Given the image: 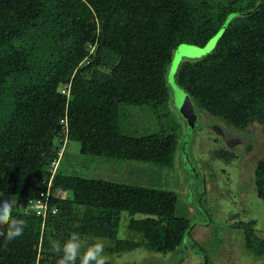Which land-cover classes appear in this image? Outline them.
<instances>
[{"label": "trees", "instance_id": "1", "mask_svg": "<svg viewBox=\"0 0 264 264\" xmlns=\"http://www.w3.org/2000/svg\"><path fill=\"white\" fill-rule=\"evenodd\" d=\"M180 43L209 44L181 59L175 85L208 122L221 123L224 137L248 140L222 157L230 164L256 151L244 175L264 203V0H0V200L16 198L13 216L27 222L22 236L0 247V264H57L51 242L73 231L110 241L111 254L201 249L193 229L206 213L213 218L223 193L211 201L208 191L219 183L208 190L214 180L205 181L207 191L180 212L176 191L146 175L145 184H132L66 173L64 148L58 156L75 141L82 153L138 161L142 173L148 163L170 166L183 147L175 127L126 131L121 106H166V70ZM192 165L184 175L199 178ZM47 187L57 210L42 218L27 199ZM123 211L132 237L117 236ZM236 223L244 245L264 254L253 221ZM200 255L206 264L209 254Z\"/></svg>", "mask_w": 264, "mask_h": 264}, {"label": "rangeland", "instance_id": "2", "mask_svg": "<svg viewBox=\"0 0 264 264\" xmlns=\"http://www.w3.org/2000/svg\"><path fill=\"white\" fill-rule=\"evenodd\" d=\"M207 49L206 46L200 47L190 43L178 44L173 50L175 53L174 57L170 60L167 66L166 74L168 78H171V75L175 74L174 72H176L177 65L183 57H198L203 54V52H206ZM170 63L171 66H169ZM168 86L170 99L165 107L161 106L160 108H153L149 105H143L127 106L124 108L121 106V124L126 131L139 134L156 131L161 127L167 130H170L171 127H175V130H177L178 133L179 142L183 143V150L178 148L176 152V160H174L170 166L164 165L159 168L157 165L148 163V166L151 167L152 171L149 167L145 166L144 172L142 173V164L138 161L82 153L78 150V143L75 141H68L65 142L62 147V149L64 148L65 153L60 160L61 170L66 173H75L86 177L104 178L132 184H145L144 177L146 175L153 182H157V186L160 188L176 191L178 196V210L180 212L183 210L187 212L186 207L189 208L190 203L196 200L198 195L205 193V188V191H207L208 188L203 186L204 182H209L210 179L215 180L216 178L212 176L214 174L221 175V172L223 171L221 168V162L218 161L214 163L210 157L211 152L208 153L207 142L206 139H204V136L207 135V131H203L211 129V132L215 133V127L218 132H221L222 125L219 122L210 123L212 122L211 120L208 122V119L198 111H196L198 116L194 126L191 127L190 125H187L183 113V109L187 107V101L183 102L187 92L182 88L177 87L175 85V80L172 82V86L168 82ZM165 112L168 114L167 117L164 115ZM160 114H162L163 117L161 120L156 116ZM211 132L209 134L212 136ZM237 135L238 132L230 136L228 135L225 138H231L228 140V143H230L229 145H232L231 147L242 145L241 148H243V145L246 144L248 140H244V137H238ZM217 136L220 135L217 134ZM255 137L260 138L259 131L258 133L256 132ZM209 144L213 145L212 139L209 141ZM255 148L256 146H253L251 149ZM243 152V155L239 157V161L245 166L246 163L249 164L247 166L251 175L257 156L255 155L256 151L249 152L248 150H243ZM191 157L192 159L194 157V159L200 162V169L198 168L200 174L199 178H195L191 173L188 174L190 177L184 175L185 171L188 172L187 166H190L187 164L186 159L193 163L192 159H190ZM182 160H184V165L182 164ZM233 173L235 172L230 171L232 176ZM235 174L237 175V173ZM220 184H222L224 189L222 181H220ZM220 184L217 185L216 190L212 188L211 192L208 191L211 201L215 199L220 191H223ZM242 187L236 185V188L241 194L240 204L236 205L232 200L224 198L222 201H225L228 204L226 206L220 204L218 211L220 212V215H227L231 220L232 217L229 212L237 211H239V217L243 219L255 218L256 231L259 235L264 236V203L260 198L252 194L253 189L251 190V187H245V185ZM64 194L67 193L64 192ZM249 202H252V205L245 206V204ZM127 215L128 212L126 211L121 213L120 226L117 234L118 237H132L134 235L133 232L126 229L125 218H128ZM207 223H210L212 226ZM224 224L225 220L217 217L211 219L208 216L205 219H198L194 226L193 234L196 241H201V249H187L184 254L186 257L183 261H181V259L184 255L177 256L175 253L165 255L160 252L146 251L143 248H134L121 254H111L109 253L108 248L105 247V253L110 259L115 260L117 264H179L176 261H181L180 264H196L203 259V256L200 255L201 252L202 254L203 252L209 254L208 264H264V256H251L250 250L247 249L244 244H241L242 233H238L236 231L238 229L236 228V230H229L224 227ZM110 244L111 242L108 241L106 246ZM180 252L182 254L184 253L183 250Z\"/></svg>", "mask_w": 264, "mask_h": 264}, {"label": "clouds", "instance_id": "3", "mask_svg": "<svg viewBox=\"0 0 264 264\" xmlns=\"http://www.w3.org/2000/svg\"><path fill=\"white\" fill-rule=\"evenodd\" d=\"M62 147L59 150V157ZM54 162L57 164L58 161ZM17 205L16 198L7 197L0 200V237L4 238L0 247L4 249L10 242L22 236L27 227L24 219L13 216L12 210ZM106 245L107 242L102 238H90L73 231L63 242L52 241L51 251L58 255L57 264H77V261L79 264H110V257L105 253Z\"/></svg>", "mask_w": 264, "mask_h": 264}, {"label": "flooded vegetation", "instance_id": "4", "mask_svg": "<svg viewBox=\"0 0 264 264\" xmlns=\"http://www.w3.org/2000/svg\"><path fill=\"white\" fill-rule=\"evenodd\" d=\"M203 131H207V135L204 136V139H206V142H207L208 153L211 152L210 157L212 158V160L214 161V163L220 161L221 162V165H222L221 168L222 167L225 168L224 173L222 174V172H221V175L219 174L220 175L219 178H216L211 183V185H210V187L208 189V190H210V188L213 187L216 183H219L220 184V181H222V183L224 185V189H223L222 184H220L221 185V188L223 189V191H222V193H223L222 196L223 197L222 196L220 197V200L221 201L218 199L217 207H215V210L212 211V213H213L212 214V217L214 219L216 217L219 218V219H224L225 220L224 227L228 228L229 230H236V229H238V230H236L238 233H242V231H241L240 227L237 226L238 224L236 222H239V221L240 222L253 221V223H252L253 233L255 235L260 236V237H264V236L259 235L257 233V231H256V228H255L256 219L255 218L251 217L253 219H250V218L243 219V218L239 217V215H238L239 214V211H237V212H229L230 216L232 217V220L229 217H227V215L226 216L220 215V212L218 211V207L220 206V204L222 206H226L228 204L227 202L222 201V199L228 198L229 200H232L236 205L237 204H240L241 194L239 193L238 189L236 188V185H239L241 187L243 185H245V187H247V186L249 187V182H248L249 179H247V177H244V172L246 174V171H247V168H248L247 165H249V164L246 163V166H245L241 161H237V162L234 161V163H230V164L228 162L224 161L223 160V157H222V152H224V151L228 152V151H233V150L235 151V149H238L239 147H231L232 145H229L230 143H228V140H230L231 138H229V139L225 138L223 136V133L218 132L217 129H215V131H216V133L218 135H220V136H217L218 137L217 139L214 137L215 134L211 132V129L210 130H203ZM210 132L212 133V136L209 134ZM211 139L213 140V145L212 144H209V141ZM240 148H241V146H240ZM193 159H194V157H193ZM193 159H192V162L194 163L196 170H199L200 169V162L197 161L196 159H194V160ZM232 168H234V170H235V172L237 174H241V178L236 177L235 174L233 176H232V174H230V170ZM246 205L251 206L252 205V202L246 203L245 206ZM206 216H209V215H207V213H206ZM209 225L212 226L210 223H209ZM241 238H242L241 244H244L243 243V233L241 235ZM246 248L250 250V255L251 256H254V257L264 256V254L257 255L250 248H248V247H246ZM185 257H186V255L183 256V258L181 259V261H183ZM181 261H179L177 263L180 264ZM199 262H197L196 264H199ZM171 264H175V263H171ZM206 264H208V262Z\"/></svg>", "mask_w": 264, "mask_h": 264}, {"label": "built area", "instance_id": "5", "mask_svg": "<svg viewBox=\"0 0 264 264\" xmlns=\"http://www.w3.org/2000/svg\"><path fill=\"white\" fill-rule=\"evenodd\" d=\"M54 162L53 166H55ZM27 207L34 210L38 215H41L42 218H45L47 213L55 212L57 207L55 205H49V187L45 190H41L34 197L27 199Z\"/></svg>", "mask_w": 264, "mask_h": 264}, {"label": "water", "instance_id": "6", "mask_svg": "<svg viewBox=\"0 0 264 264\" xmlns=\"http://www.w3.org/2000/svg\"><path fill=\"white\" fill-rule=\"evenodd\" d=\"M195 46H197V45H195ZM207 48H209V44H207V46H206V49ZM174 52L172 53V56H171V59H173V57H174ZM169 66H171V63L169 64ZM175 73V72H174ZM175 74H172L171 75V78H169L170 79V81H169V83L171 84V86H172V82H174V78H173V76H174ZM186 96H185V99H184V101L183 102H185V101H187V107L185 108V109H183V113H184V118L186 119V122H187V124L188 125H190L191 127H193L194 126V124H195V121H196V119H197V112H196V110H195V107H194V105H193V103H192V101H191V99H190V97H189V95L186 93L185 94ZM215 128V127H214ZM216 129V128H215ZM190 156V155H189ZM186 162H187V164H189L190 166H187V169L189 170H191V169H194L193 168V165H192V163L191 162H189V160H187L186 159ZM182 164L184 165V160H182ZM191 167V168H190Z\"/></svg>", "mask_w": 264, "mask_h": 264}]
</instances>
